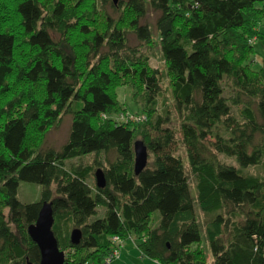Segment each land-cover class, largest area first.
I'll use <instances>...</instances> for the list:
<instances>
[{"label": "trees", "instance_id": "obj_1", "mask_svg": "<svg viewBox=\"0 0 264 264\" xmlns=\"http://www.w3.org/2000/svg\"><path fill=\"white\" fill-rule=\"evenodd\" d=\"M126 86L137 121L123 120ZM64 115L55 149L46 135ZM21 182L38 201L18 199ZM44 202L63 264H102L113 235L159 264H207L195 203L213 216V264H264V0H0V264L39 262L27 228Z\"/></svg>", "mask_w": 264, "mask_h": 264}, {"label": "rangeland", "instance_id": "obj_2", "mask_svg": "<svg viewBox=\"0 0 264 264\" xmlns=\"http://www.w3.org/2000/svg\"><path fill=\"white\" fill-rule=\"evenodd\" d=\"M105 9L107 10V12L109 14L117 16V13L115 14V12L109 6V4L105 7ZM156 14L157 13L148 9L146 12L145 18L143 19V23H147L152 28L154 33H155ZM128 40H129L130 44H136V42H137L136 38L131 34L128 35ZM254 41H255L254 39H250L249 43L252 44ZM256 60H257L256 61L257 63L261 62L260 61L261 59L259 56H256ZM149 64L152 67H159L160 66L162 68L160 60L158 58H156V59L150 58ZM119 92H120V90H119ZM119 97H120L121 102L124 103L123 105L125 107V110L122 111L124 116L126 114H128V115L135 114L136 112L134 110L135 108L133 105V100L134 99L137 100V102H138L137 104L139 105L140 102L142 101V97H136V96L133 97L131 94V89L128 86L123 87L121 89ZM136 110H138V109H136ZM133 112H135V113H133ZM172 121H173L172 125L175 128H178L179 125H178V123L175 122L176 120H172ZM69 125H70V115H64L62 117L59 125L57 127H53L47 133L46 139H45L46 144H49L52 147H55V149H58L67 139ZM178 135H179V133H178ZM179 137H180V135H179ZM45 142H44V144H45ZM176 152L181 156L182 160L184 161L186 170H188V172H189V166L187 165V162H186L185 151H184V148L181 144H178ZM90 155L91 154L83 156L82 160L80 159L81 160L80 162H82L85 165L90 164L91 160H92L91 158H88ZM219 158L222 162H224L227 165H233L235 167H238L234 158L227 157L224 155H219ZM69 162H67V165L77 164L79 162V159H73ZM242 172L244 174H255L256 175V174L261 173V168H259L258 166H252L250 168L243 169ZM88 180H89V183L91 185H93V183L95 182V180H93V178L90 176H89ZM193 181H194L193 178H191L190 179V191H191L192 196H194L196 194V192L194 190V186H193L194 185ZM39 196H40V186L38 184L30 183V182H21L20 183L19 188H18L17 197L21 202H23V203L36 202V201H38ZM7 210L8 209L5 208V209H3V212L6 214ZM155 214L157 215V213H155ZM194 214H195V217H196V219H197V221L201 227V230H202V235H203L202 248L204 249V252L206 254L207 264H213L212 256H211L209 247L207 245L206 237H205V229L210 224L213 216L209 213L203 212L199 208L197 203H195V206H194ZM155 223H156V221L154 222V224ZM132 238L134 239V236H132ZM112 264H159V263L157 261L141 257L139 251L134 247L132 241L128 239V240L124 241V251L122 253L121 259L116 260Z\"/></svg>", "mask_w": 264, "mask_h": 264}, {"label": "water", "instance_id": "obj_3", "mask_svg": "<svg viewBox=\"0 0 264 264\" xmlns=\"http://www.w3.org/2000/svg\"><path fill=\"white\" fill-rule=\"evenodd\" d=\"M116 1V0H115ZM134 170L139 173L146 166L147 150L139 141L134 143ZM95 184L102 188L106 181L101 169H97L94 174ZM53 210L51 202H44L37 214L34 223L28 226L27 231L31 239L37 245L40 252V260L36 263L27 262L26 264H63L65 254L59 249L57 239L52 231ZM81 232L75 228L70 232V241L72 244H78Z\"/></svg>", "mask_w": 264, "mask_h": 264}, {"label": "built area", "instance_id": "obj_4", "mask_svg": "<svg viewBox=\"0 0 264 264\" xmlns=\"http://www.w3.org/2000/svg\"><path fill=\"white\" fill-rule=\"evenodd\" d=\"M126 114L123 116V120L125 121H137V118L133 115H128ZM111 242H112V249L109 252L108 255L104 257L103 263L102 264H112L114 261L118 260L120 258V255L122 253V249L124 246V242L122 238H120L118 235H113L111 237ZM84 264H93L91 262H85Z\"/></svg>", "mask_w": 264, "mask_h": 264}, {"label": "clouds", "instance_id": "obj_5", "mask_svg": "<svg viewBox=\"0 0 264 264\" xmlns=\"http://www.w3.org/2000/svg\"><path fill=\"white\" fill-rule=\"evenodd\" d=\"M122 240H123V239H122ZM129 240L133 241L132 238H130ZM124 241H125V240H123V242H124ZM132 243H133V242H132ZM133 245H134V243H133ZM134 247H135V245H134ZM123 249H124V246H123ZM123 249H122V253H123V251H124ZM122 253H121V254H122ZM114 262H115V261H114Z\"/></svg>", "mask_w": 264, "mask_h": 264}, {"label": "crops", "instance_id": "obj_6", "mask_svg": "<svg viewBox=\"0 0 264 264\" xmlns=\"http://www.w3.org/2000/svg\"><path fill=\"white\" fill-rule=\"evenodd\" d=\"M124 250V249H123ZM122 257V256H121ZM121 259V258H120Z\"/></svg>", "mask_w": 264, "mask_h": 264}]
</instances>
